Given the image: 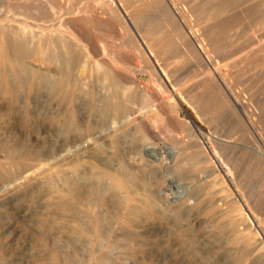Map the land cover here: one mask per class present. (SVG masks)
<instances>
[{
	"label": "rangeland",
	"instance_id": "1",
	"mask_svg": "<svg viewBox=\"0 0 264 264\" xmlns=\"http://www.w3.org/2000/svg\"><path fill=\"white\" fill-rule=\"evenodd\" d=\"M0 10H12L35 36L56 26L89 57L85 90L112 106L127 103L131 93V112L139 111L116 133L85 109L90 98L81 100L77 119L93 130L68 134L56 127L49 90L28 102L30 116L22 114L24 104L14 107L0 96V141L46 154L18 169L3 164L0 151V171L8 174L0 179V264H85L101 254L110 264H264V0H0ZM29 62L43 72L57 68ZM114 75L131 90L117 95ZM101 131L98 143L90 140ZM118 155L134 159L130 172L148 184L159 208L152 221L133 228L135 241H125L117 222L131 201L127 189L123 198L108 179L78 178L72 186L82 194L80 212L98 203L102 218L105 237L95 247L77 224L54 214L57 193L50 189L64 185L57 175L49 184L41 172L93 160H113L118 168ZM234 234L250 255L230 252Z\"/></svg>",
	"mask_w": 264,
	"mask_h": 264
},
{
	"label": "bare ground",
	"instance_id": "2",
	"mask_svg": "<svg viewBox=\"0 0 264 264\" xmlns=\"http://www.w3.org/2000/svg\"><path fill=\"white\" fill-rule=\"evenodd\" d=\"M129 6L131 5L129 4ZM8 14L9 15L5 14L4 10H0V16H7L6 18H8L7 20L4 19V21H6L4 26L0 25L1 97L7 98L14 107L20 103H22V105L24 104L22 114L30 116L33 113L29 108L28 102L31 101V98L37 97L44 90H49V100L57 105L54 109V121L58 125L56 127L60 129L59 131L67 132L68 134L91 132L93 130V127L87 122L77 119L79 114L77 104L81 100H87L88 98H90L92 102L86 101V103H84L85 109L90 113L95 112L94 116L98 117L99 123L106 124V122L109 121L112 124L110 128L115 132L117 131L116 129L118 125L126 124L132 121V118H134V116L139 112L137 111L132 113L131 108L128 105L134 100L133 94H123L127 96V103L115 104L112 106L106 99L101 98L98 93H93L92 91L87 92L85 90L89 57L86 53L79 51L76 46L69 43L67 41L68 36L59 35L56 30V26H45L42 28L43 31L40 36H35L34 33L28 31L26 27H22V23L19 21L20 19L17 18L19 17L17 14H13L12 10L8 11ZM54 15L55 22L56 19H60L62 17L61 13H56ZM131 15L134 19H139L136 11H132ZM43 20L45 24L51 23L49 17H44ZM56 23L58 24V22ZM59 24L63 25L62 22ZM9 26L10 30L7 31L6 27L9 28ZM84 33L85 32L83 31L79 32L80 38L84 37ZM37 39L39 40V43L37 46L33 47L32 45ZM103 55H105V53H103ZM35 59L43 64L46 63L48 65H56L57 68L54 70L49 69L47 72L34 69L29 61ZM123 80L124 79L119 75L113 76L112 88L115 90L117 95L131 90L129 87H126L127 84ZM99 100L102 102V105L97 107L96 102H99ZM111 112L113 113L110 114ZM106 132H108L107 129ZM103 133L104 132L101 131L94 134L93 137H90V140L92 141L93 139L95 143H98V141L102 139ZM96 135L98 137H96ZM82 144L83 143L77 145L76 147H81ZM0 151L6 154L5 158L1 159L3 160L1 162L3 164H14L18 169L26 168L30 164L36 162L41 156L46 155L44 153L45 151L32 153L26 146H12L5 140L0 141ZM173 154L175 153L173 152ZM118 158L121 162L118 168H113V160H109L103 164L97 160H93L90 162L79 161L77 165L72 164L71 169H65L61 164H59L54 167V169L46 170L44 173H42L43 171L41 172L42 175L44 174V178L48 181V183L52 182L53 177L57 175L61 182L60 184L64 185L61 190L56 192H53L54 186L50 189L52 193H57L56 204H53L54 206H52L49 202L52 206L54 214H56L55 212L63 214L64 217L61 221L62 223H64L63 220L67 219L68 221L77 224L87 236L94 238L95 247L100 243L97 241L105 237L102 229V218L96 211L98 203H91L89 206H84V211H81L83 215L81 214L78 202L81 199L82 194L78 188H74L72 186L78 178L83 180L96 179L99 181L108 179L111 183L116 185V189L122 194L121 197L123 198L127 197L123 187L127 189V193L131 197V201L125 205L127 214L119 218L117 222L119 227H122L125 231H127L123 234L125 241H135L136 234L133 232V228L138 224L152 221L159 208V202L156 194L150 192L148 184L143 181L140 176L130 172V170H132L133 163L135 164L134 159H126L123 155H118ZM55 159L56 158H53V160ZM151 163L152 162H146L145 166L147 167ZM81 168L84 170L80 171ZM7 177V173H2L0 171V179ZM105 189L107 190V188ZM201 190L202 188L200 187L195 188L192 193H190L191 197L197 198V195L201 192ZM177 210H179V208ZM199 211L205 213V215H209L211 220L216 221V224H218L222 230L226 232L232 231V229L227 228L228 225L221 224L219 217L217 218V215L210 214V211L203 207V205L199 204ZM177 212L180 216L185 214L183 207H181L180 211ZM65 213H67V215ZM55 220H57V218ZM228 241L230 243V247H228L230 252H239L241 256H247L252 253V250L249 247H246L236 234L229 236ZM77 242L86 246L82 239H78ZM86 247L88 248V246ZM92 250H94V248ZM110 263H112V261L109 259L107 254H101L99 257L93 255L87 260L85 259V264Z\"/></svg>",
	"mask_w": 264,
	"mask_h": 264
}]
</instances>
